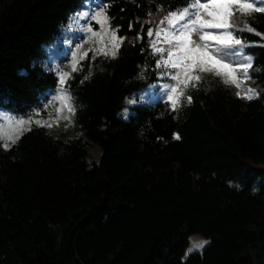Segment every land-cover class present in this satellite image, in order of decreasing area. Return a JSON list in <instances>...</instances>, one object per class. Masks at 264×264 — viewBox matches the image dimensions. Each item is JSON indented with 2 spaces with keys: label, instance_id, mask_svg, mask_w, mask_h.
<instances>
[{
  "label": "trees",
  "instance_id": "obj_1",
  "mask_svg": "<svg viewBox=\"0 0 264 264\" xmlns=\"http://www.w3.org/2000/svg\"><path fill=\"white\" fill-rule=\"evenodd\" d=\"M108 2L126 40L115 58L87 51L64 86L81 135L33 125L8 150L0 142V264H264V172L255 168L264 165V37L236 30L252 45L253 100L203 73L175 111L163 98L132 106L125 119L127 97L162 71L148 27L188 0ZM84 8V0H0L1 109L55 116L59 76L48 48ZM236 15L239 29L264 34V13ZM88 142L101 148L98 162ZM196 233L210 242L186 256Z\"/></svg>",
  "mask_w": 264,
  "mask_h": 264
},
{
  "label": "snow or ice",
  "instance_id": "obj_2",
  "mask_svg": "<svg viewBox=\"0 0 264 264\" xmlns=\"http://www.w3.org/2000/svg\"><path fill=\"white\" fill-rule=\"evenodd\" d=\"M84 3L88 5V10L78 13L74 19H83L87 24L84 31L90 33L91 36L99 37L102 43L104 37L107 36L111 48L108 49L105 46L100 51L105 56L111 55L115 58L126 37L118 35L119 26L115 28L112 26L111 17L108 15L110 3L108 0H84ZM93 8L96 10L93 11ZM237 12L244 17H250L253 13H264V6H257L256 2H248V0H208V2L188 0L185 6L167 11L155 31L152 27H148L147 37H155V39H150L149 46L152 49L153 57H156V69L171 70L160 71L158 75L169 77L170 81L175 82L164 84L172 111L179 107L180 98L185 96V90L189 87H196L202 79L201 74L203 73H215L217 76H223L226 84H233L237 88L241 87L239 76L251 79L249 70L253 68L254 57L248 55L245 49L252 45L245 43L236 34V26L233 21ZM148 15H151V12ZM89 21H94L96 25H99L100 30L94 31L93 25ZM145 23L148 22L145 21ZM165 23L167 27H162L161 25ZM132 29L133 24L130 22L129 30ZM243 31L264 37V34L257 32L247 23H244L243 28L239 29V32ZM161 37L163 44L169 47L158 46ZM136 39L142 40L143 37L138 33ZM77 51H79V46H77ZM165 53L167 58H165ZM80 58L84 59V57ZM72 71H78L76 53L72 55ZM68 77L69 73L67 72L59 73V86L62 89V94L58 99L68 107L71 113L74 111L69 103L71 97L63 94L67 91L64 86ZM236 95L241 99L251 101L259 93L256 89L250 88L243 95L239 91ZM186 100L187 103H192V96L188 95ZM29 122V120L18 119L14 121L16 128L12 132L5 133L0 130V139L10 141V143L3 144L5 150L17 142L19 139L17 130L22 132L23 126ZM12 123L13 121L9 120V124ZM36 124L39 125L40 121L37 120ZM47 126L51 127V125ZM173 138L181 139L179 134H174ZM207 243V241H201L194 244L193 248L189 249V253L193 250L203 249Z\"/></svg>",
  "mask_w": 264,
  "mask_h": 264
},
{
  "label": "rangeland",
  "instance_id": "obj_3",
  "mask_svg": "<svg viewBox=\"0 0 264 264\" xmlns=\"http://www.w3.org/2000/svg\"><path fill=\"white\" fill-rule=\"evenodd\" d=\"M259 6H264V0H256ZM249 2V1H248ZM87 9H82L79 13L88 10V5H86ZM96 9L93 8V11ZM78 14V13H77ZM72 15L66 25H64L60 33L57 37V40L54 44H52L48 48V58L52 62V65L55 69H57V74L59 76L60 72H67L70 74L72 70V55L73 53H76L77 55V63L80 59V57L85 54L87 51L92 50L94 52H101L100 49L102 47H107L108 49L111 48V45L108 41V37L105 36L103 39V43L101 42L99 37L91 36L90 33H87L84 31V28L87 27V24H85L84 20H76L74 17L77 15ZM238 15H236L235 18H237ZM235 24V21H233ZM91 23V21H89ZM92 24V23H91ZM162 27H167L166 23L164 25H161ZM236 30H239V27L235 24ZM94 31H99V25L98 28L93 27ZM195 39V37H193ZM155 39V37H153ZM199 42V41H197ZM77 46H79V51H77ZM158 46L162 47H169L168 45L163 44V39L161 37V41L158 42ZM165 58L166 53H165ZM162 71H171L168 69H162ZM250 75V70H249ZM167 77L159 76V81L151 84L149 86H146L144 88H141L140 90H137L133 93H131L125 102V107L120 112V115L122 118L127 119L129 115L132 113L131 107L139 104V103H155L160 99L166 98L167 99V89H165L164 84L165 83H175L174 81H170L169 79H166ZM67 79V78H66ZM239 79L241 81V87L238 88V91L243 93L247 91L250 88L256 89L250 82L249 79H245L242 75L239 76ZM257 91V89H256ZM258 92V91H257ZM54 102L56 104H52V110L55 112L54 117H42L38 116L36 114H30V115H22L20 113L14 112L9 109H1L0 108V130H2L5 133L12 132L16 126L14 124V121L18 119H25L29 120L30 122L23 126V131L18 132L19 136L27 129H29L33 125L36 124V121L39 120L40 124L42 126H46L47 128L51 129L52 131L56 133H63L67 136H80L81 132L74 128L72 123V115L73 112H69L68 107L63 105L61 101L58 99V97L62 94V89L58 86L51 92ZM63 94L68 95L71 97L70 93L68 91L63 92ZM51 103V102H50ZM49 105L51 106V104ZM71 103L73 109V101L72 97L69 101ZM59 109V111H57ZM9 120L13 121V123L10 125ZM47 125H51V127H48ZM1 144L4 143H10V141H7L6 139H0ZM88 148L90 152V158L89 160L98 162L101 155V148L93 142H88ZM255 168L263 169L264 172V165H255ZM201 241H207L208 243L204 246V248L209 244L210 240L206 237H204L201 234H192L190 236V242L188 245V248L186 249V256L189 253V249L193 248L194 244L199 243ZM203 248V249H204ZM203 249H197L193 250L195 251H202ZM191 252V253H192Z\"/></svg>",
  "mask_w": 264,
  "mask_h": 264
}]
</instances>
